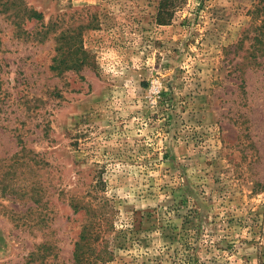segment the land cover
Instances as JSON below:
<instances>
[{
  "label": "rangeland",
  "instance_id": "obj_1",
  "mask_svg": "<svg viewBox=\"0 0 264 264\" xmlns=\"http://www.w3.org/2000/svg\"><path fill=\"white\" fill-rule=\"evenodd\" d=\"M0 264H264V0H0Z\"/></svg>",
  "mask_w": 264,
  "mask_h": 264
},
{
  "label": "trees",
  "instance_id": "obj_2",
  "mask_svg": "<svg viewBox=\"0 0 264 264\" xmlns=\"http://www.w3.org/2000/svg\"><path fill=\"white\" fill-rule=\"evenodd\" d=\"M36 17L38 18V17H39V15H36Z\"/></svg>",
  "mask_w": 264,
  "mask_h": 264
}]
</instances>
